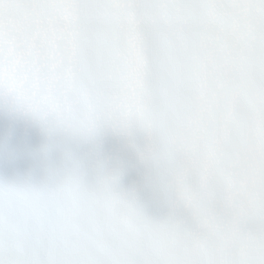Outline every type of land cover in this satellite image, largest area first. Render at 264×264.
I'll list each match as a JSON object with an SVG mask.
<instances>
[{"label":"snow or ice","instance_id":"snow-or-ice-1","mask_svg":"<svg viewBox=\"0 0 264 264\" xmlns=\"http://www.w3.org/2000/svg\"><path fill=\"white\" fill-rule=\"evenodd\" d=\"M0 264H264V0H0Z\"/></svg>","mask_w":264,"mask_h":264}]
</instances>
